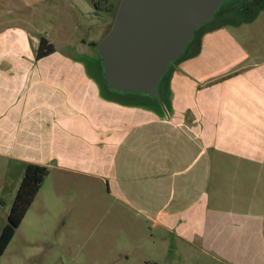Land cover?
Instances as JSON below:
<instances>
[{"label": "crops", "instance_id": "1", "mask_svg": "<svg viewBox=\"0 0 264 264\" xmlns=\"http://www.w3.org/2000/svg\"><path fill=\"white\" fill-rule=\"evenodd\" d=\"M238 21L242 37L215 19L197 33L163 104L108 89L99 42L74 44L89 62L37 58L40 30H0V158L103 183L104 219L85 224L104 231L76 243L88 264H264V13Z\"/></svg>", "mask_w": 264, "mask_h": 264}, {"label": "rangeland", "instance_id": "2", "mask_svg": "<svg viewBox=\"0 0 264 264\" xmlns=\"http://www.w3.org/2000/svg\"><path fill=\"white\" fill-rule=\"evenodd\" d=\"M121 1L0 0V30L8 26H21L33 33L40 30L58 50L75 57L79 55L75 50L76 41L101 42L104 33L107 34L112 27L115 10ZM88 5L95 9L94 15L84 12ZM249 13H264V0H260ZM245 17H233L226 21L240 37L246 33L247 24L240 22L241 25L236 26L238 20ZM92 50L89 52L92 53ZM91 56L89 53L79 55L87 62L92 59ZM26 167L0 158V235L8 223V214ZM109 199L101 181L50 169L33 199L26 219L19 225L1 256L0 264H72L75 255H81L79 261L88 264L85 258L88 249L86 246L82 249L76 243H87L89 240V244H92L97 239L95 237H100L98 234L104 231L102 225L87 228L85 222L102 221L105 205L110 204ZM74 203L76 211L73 227L70 211ZM64 209L65 213L61 216L59 212ZM65 220L68 223H64ZM160 264H167V259L160 260Z\"/></svg>", "mask_w": 264, "mask_h": 264}, {"label": "water", "instance_id": "3", "mask_svg": "<svg viewBox=\"0 0 264 264\" xmlns=\"http://www.w3.org/2000/svg\"><path fill=\"white\" fill-rule=\"evenodd\" d=\"M228 0H122L98 44L106 87L162 103L161 84L199 29Z\"/></svg>", "mask_w": 264, "mask_h": 264}, {"label": "trees", "instance_id": "4", "mask_svg": "<svg viewBox=\"0 0 264 264\" xmlns=\"http://www.w3.org/2000/svg\"><path fill=\"white\" fill-rule=\"evenodd\" d=\"M95 5L98 6L97 2H95ZM116 12L117 9L115 10V15ZM207 24L202 26L199 29V31ZM95 46L97 47L98 43H96ZM55 50H56L55 45L52 42H50L46 36L42 35L40 37L39 48L37 51V58H42L44 56H47L53 53ZM48 174H49V168L44 165H39L35 163H29L27 165L25 174L18 187L17 193L11 205L10 212L8 214V223L5 225L0 235V258L3 255L4 251L6 250L7 246L9 245L12 237L14 236L21 221L25 217L27 211L29 210L33 202L34 197L38 193L39 189L41 188ZM2 203L4 202L2 201Z\"/></svg>", "mask_w": 264, "mask_h": 264}, {"label": "flooded vegetation", "instance_id": "5", "mask_svg": "<svg viewBox=\"0 0 264 264\" xmlns=\"http://www.w3.org/2000/svg\"><path fill=\"white\" fill-rule=\"evenodd\" d=\"M257 3H259L258 0H228L221 5L220 10L216 13L215 20L227 21L233 17L243 16L246 13L249 14V12L254 10ZM243 5L244 7H242Z\"/></svg>", "mask_w": 264, "mask_h": 264}]
</instances>
